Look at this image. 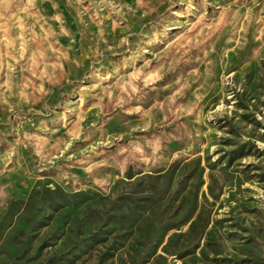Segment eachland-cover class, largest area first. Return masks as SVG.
<instances>
[{"label":"rangeland","instance_id":"obj_1","mask_svg":"<svg viewBox=\"0 0 264 264\" xmlns=\"http://www.w3.org/2000/svg\"><path fill=\"white\" fill-rule=\"evenodd\" d=\"M0 264H264V0H0Z\"/></svg>","mask_w":264,"mask_h":264}]
</instances>
